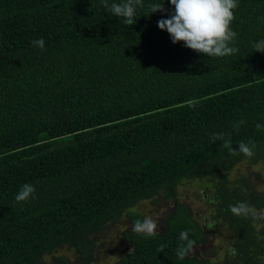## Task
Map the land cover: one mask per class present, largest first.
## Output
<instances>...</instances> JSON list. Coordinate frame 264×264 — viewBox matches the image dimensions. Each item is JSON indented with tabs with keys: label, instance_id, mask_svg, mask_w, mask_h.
I'll list each match as a JSON object with an SVG mask.
<instances>
[{
	"label": "trees",
	"instance_id": "1",
	"mask_svg": "<svg viewBox=\"0 0 264 264\" xmlns=\"http://www.w3.org/2000/svg\"><path fill=\"white\" fill-rule=\"evenodd\" d=\"M233 11L238 52L217 57L157 27L174 12L169 0H142L133 25L102 0H0V264H41L64 245L85 258L91 234L124 209L205 177L219 180L239 264H258L264 226L257 234L251 216L230 212L250 205L245 193L224 196L235 190L225 172L243 154L223 145L253 141L250 158L264 159V53L252 47L264 39V0H237ZM41 38L43 49L33 45ZM24 184L35 191L18 202ZM184 230L194 246L204 239L177 202L156 236L124 234L132 250L119 264H211L177 257Z\"/></svg>",
	"mask_w": 264,
	"mask_h": 264
},
{
	"label": "rangeland",
	"instance_id": "2",
	"mask_svg": "<svg viewBox=\"0 0 264 264\" xmlns=\"http://www.w3.org/2000/svg\"><path fill=\"white\" fill-rule=\"evenodd\" d=\"M226 185L235 188L226 190L224 196L245 193L250 199V206L264 210V206H257L255 195L264 196V159L253 161L247 156L237 157L232 167L225 172ZM218 178H185L174 186V195H166L159 190L147 199H143L131 207L124 209L118 217L109 222L97 232L91 234L89 256L82 258L74 246L64 245L57 248L41 259V264H119L120 259L132 250V245L126 241L124 234L132 231V224L138 217H152L157 221V232L164 229L169 215L175 211L176 203L189 209L192 220L200 227L204 239L193 247L189 256L208 260L211 264H239L243 262L232 254L237 252L236 240H239L229 219L219 214L220 201L217 199ZM222 187V186H219ZM212 223L213 228L207 225ZM252 224L257 234L264 226V219H254ZM258 246L263 244L260 254L255 259L258 264L264 263V234H258ZM255 246L252 247V250Z\"/></svg>",
	"mask_w": 264,
	"mask_h": 264
},
{
	"label": "clouds",
	"instance_id": "3",
	"mask_svg": "<svg viewBox=\"0 0 264 264\" xmlns=\"http://www.w3.org/2000/svg\"><path fill=\"white\" fill-rule=\"evenodd\" d=\"M103 6L114 16L124 18V23L133 25L136 23L134 17L137 6H142V0H125L122 3H111L108 0H102ZM174 6V12L169 14L168 18H161L157 21V27L169 34L171 42L176 44L183 42L184 47L197 53L207 56L223 57L238 52L236 47L231 46L235 42L237 33L232 30L231 23L235 19L234 9L237 7V0H169ZM163 12V4L152 6V13ZM34 46L44 47L43 38L33 41ZM255 51L264 53V39H260L252 44ZM240 123H243L241 120ZM258 130L264 128V125L257 124ZM223 134H216L213 139H222ZM225 148H228L232 155L243 154L247 157L254 155L255 144L249 141L248 144L240 142L238 150L231 147V141L225 140ZM35 191L30 184H24L18 194L16 201H25ZM229 210L236 216H251L254 219H264V210L257 211L246 202H238L235 205H229ZM157 221L152 217H145L143 220L137 219L132 224V231L145 236L157 235ZM209 229L214 225L209 223ZM188 230L181 231L179 239L185 241L176 249V255L179 259L193 250L195 241L189 239ZM164 245H160L157 252H163ZM235 255V249L232 250Z\"/></svg>",
	"mask_w": 264,
	"mask_h": 264
}]
</instances>
